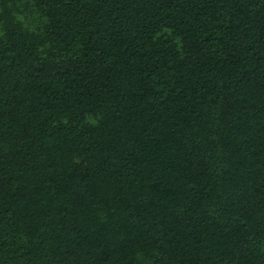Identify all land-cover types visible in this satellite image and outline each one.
Returning <instances> with one entry per match:
<instances>
[{"label":"trees","instance_id":"1","mask_svg":"<svg viewBox=\"0 0 264 264\" xmlns=\"http://www.w3.org/2000/svg\"><path fill=\"white\" fill-rule=\"evenodd\" d=\"M0 264H264V0H0Z\"/></svg>","mask_w":264,"mask_h":264}]
</instances>
